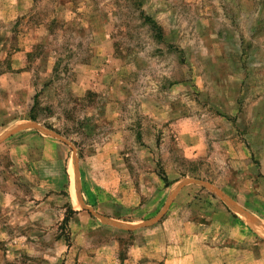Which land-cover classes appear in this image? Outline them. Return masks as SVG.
<instances>
[{
	"label": "rangeland",
	"instance_id": "1",
	"mask_svg": "<svg viewBox=\"0 0 264 264\" xmlns=\"http://www.w3.org/2000/svg\"><path fill=\"white\" fill-rule=\"evenodd\" d=\"M256 219L264 0H0V264H166L179 228L171 264H264Z\"/></svg>",
	"mask_w": 264,
	"mask_h": 264
},
{
	"label": "crops",
	"instance_id": "2",
	"mask_svg": "<svg viewBox=\"0 0 264 264\" xmlns=\"http://www.w3.org/2000/svg\"><path fill=\"white\" fill-rule=\"evenodd\" d=\"M226 148L229 151H235L234 147H231L229 145H227ZM256 223L264 231V228L262 226V225H264V222L263 221H259L258 219H256ZM164 224H165V222H164ZM178 232H179L178 233L179 239H178L177 242L180 245L179 246V253H178V255H177V253H174V255H172V253L170 252V249H169L168 255H167V253H165V255L168 256V258H166V264L167 263L168 264H171V263H174V262L176 263L175 260H178V262L181 263L187 257L186 252H184L183 249L181 248V247H183L182 244L185 243L183 240H181L182 239L183 231L181 230V228H179V231ZM107 249H110V248L107 245H105L103 247L102 251H105ZM148 251H149V249H148V247L146 245L143 246V245H140L139 242H137L134 246H132V248L129 251V259H131V258L140 259V258H144L146 256H149L150 253ZM214 256H215V253H214ZM176 257H178V258H176ZM194 257H196V255H194ZM199 260H200L201 263H207L206 256L203 255V254L199 257ZM83 261L84 262L82 264H86V257H84V260ZM216 263H217V261H216ZM211 264H214V261Z\"/></svg>",
	"mask_w": 264,
	"mask_h": 264
},
{
	"label": "water",
	"instance_id": "3",
	"mask_svg": "<svg viewBox=\"0 0 264 264\" xmlns=\"http://www.w3.org/2000/svg\"><path fill=\"white\" fill-rule=\"evenodd\" d=\"M27 127H37V128L44 129V128L41 127L40 125H38V124H32V123H31V125H28ZM45 131H46V130H45ZM47 133L55 135L54 133L49 132V131H47ZM228 201H229V203H230L235 209L238 210V212H239L242 216H244L248 221L253 222V216H252L247 210H245L244 208H242L241 206H239L236 202H234V201L231 200L230 198H228Z\"/></svg>",
	"mask_w": 264,
	"mask_h": 264
},
{
	"label": "trees",
	"instance_id": "4",
	"mask_svg": "<svg viewBox=\"0 0 264 264\" xmlns=\"http://www.w3.org/2000/svg\"><path fill=\"white\" fill-rule=\"evenodd\" d=\"M149 20H150V18H149ZM152 24H153V26L155 27V29H156V31H157L158 34L162 33L161 27H159L158 25H156V24H154V23H152ZM67 220H68V219L66 218V221H67Z\"/></svg>",
	"mask_w": 264,
	"mask_h": 264
}]
</instances>
